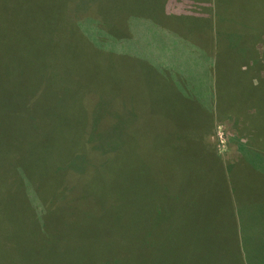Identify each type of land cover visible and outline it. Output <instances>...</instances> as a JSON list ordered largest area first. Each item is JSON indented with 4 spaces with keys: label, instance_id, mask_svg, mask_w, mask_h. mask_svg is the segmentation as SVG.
Segmentation results:
<instances>
[{
    "label": "rangeland",
    "instance_id": "1",
    "mask_svg": "<svg viewBox=\"0 0 264 264\" xmlns=\"http://www.w3.org/2000/svg\"><path fill=\"white\" fill-rule=\"evenodd\" d=\"M184 2L199 11L194 0H0V264H264V189L237 190L229 172L257 178L264 142L217 116L204 144L211 115L185 109L203 94L153 85L169 61L183 62L172 76L207 70L197 44L210 36L167 34L169 8L181 17ZM226 5L238 15L221 49L263 54L264 28L236 26L264 13V0ZM236 81L222 85L227 98L255 94ZM158 91L175 101L167 126L155 118ZM75 151L87 158L69 166ZM22 176L47 204L26 206Z\"/></svg>",
    "mask_w": 264,
    "mask_h": 264
},
{
    "label": "crops",
    "instance_id": "2",
    "mask_svg": "<svg viewBox=\"0 0 264 264\" xmlns=\"http://www.w3.org/2000/svg\"><path fill=\"white\" fill-rule=\"evenodd\" d=\"M213 1L215 2L212 10V4ZM175 2V0H174ZM226 2L228 4L229 0H194V2H191L193 7H196L197 12H186L188 10L187 4L188 2H184L182 4L183 10L179 9L180 12H184L185 15H181L179 17L178 15H175L174 17L171 16L172 13L177 12L178 6L174 9L169 8L170 10V17L169 20L172 22L168 25V36L173 34L174 36L182 37L183 39H186L184 37L194 34V35H201L210 36L209 42L210 46H203L202 44H197V49L200 51L201 48L204 49L205 59L201 60L203 63L200 65V68H206L207 70L203 71V74H200V76H193L188 75L187 73L182 75H174L177 71H172L171 67L174 66L177 68L179 65H182V61H179V65H177V60L169 61L170 67H166L167 72L170 75L165 76L166 81L163 83L156 82L153 85L156 86V89L160 86H164L163 90H167V96L174 95L171 86L178 85V94L180 97L188 96L190 94H195L197 92L203 94V98H196L199 99V104H193L192 108H185L187 113H191L195 110L204 108L206 113L211 115V117L207 120L204 131L202 133V142L204 144H207L206 141L207 137H209V132L213 130V126L217 125V120L214 119V117L221 116V121H229L228 117H232V122L234 121L236 124L240 122H245V120H241V118H236L238 116H247V117H256L259 115H264V93L259 90V88L264 87V53L262 54L258 52L259 47L250 46L247 47L249 49H244L245 46L243 45H230L233 46L232 48L227 45L221 49V45L217 43V36H228L230 37L228 25H231V23H234L236 20V17L238 14L235 12V8L230 10V8L226 5ZM218 4V5H217ZM243 7V6H242ZM246 9V3L243 7ZM227 9V14L223 13V11ZM173 10V12H172ZM178 11V12H179ZM260 13V12H259ZM226 20L228 21L226 24ZM253 20H256L257 22H252ZM252 21L246 20V23H239L240 26H236L239 29H249V32H252V29L257 30L259 29V32L264 28V13H260L255 19ZM236 23V22H235ZM239 34L243 33L244 31H235ZM232 35V34H231ZM256 35V34H255ZM190 37V36H189ZM256 45V44H255ZM258 46V45H256ZM219 49L221 50L219 52ZM166 50L169 52V55L172 56V54L175 52H172L173 49L171 46L168 45L166 47ZM209 52L208 54L205 52ZM230 51L231 54L225 55V52ZM232 52H237V54H234ZM242 52L243 55H239L238 53ZM201 53V52H200ZM221 53V54H220ZM214 54V57L209 60V55ZM259 54V55H258ZM228 55L230 58H228ZM235 57H239V60H237ZM208 58V59H207ZM172 60V57H170ZM166 64V63H165ZM159 65V66H164ZM237 64V72H233L235 70V65ZM172 73V74H171ZM241 73V74H240ZM244 74L245 76H243ZM221 78V79H220ZM236 79H241L245 84L249 85V91L255 92L251 96L250 92H248L246 95H243L244 97L241 98V95L238 97L232 96L230 98L224 97V92L226 90L222 88V85L225 87L229 83L232 84V82H237ZM158 80V79H157ZM197 82H196V81ZM243 84V83H241ZM193 86V93H189L191 91V87ZM188 92V93H187ZM158 96H154V102H156V98H159L160 100H163L166 104L163 107V110L160 112L161 104L158 105V109L155 112V118L157 123L161 120L159 119V116L161 117V114H164L167 116L166 119V126L169 125L174 118V110L175 101L168 97V100L165 97H161L159 94ZM211 93V98L209 97V94ZM205 94V97H204ZM242 94V93H241ZM257 94V97H255ZM182 99V98H181ZM195 99V98H194ZM226 99L229 102L224 103L223 100ZM209 100L207 103L206 101ZM154 106L157 107V105L154 103ZM172 108V109H171ZM180 108V107H179ZM191 110V111H189ZM250 120V119H249ZM249 121H246V124L249 125ZM219 124V122H218ZM256 124V123H254ZM197 148V147H194ZM210 149V148H209ZM210 154L209 152L207 155ZM203 157V156H202ZM262 177V176H261ZM261 179H255L247 186L253 185L255 188H258V186L261 184ZM31 190V191H30ZM43 188H29V192H31V198H34L33 200L29 198L28 204L26 206L31 209L32 205H39V203L42 202L43 198L39 196H43ZM25 194H29L28 190L24 191ZM36 203V204H35ZM42 206V203H41ZM41 211V210H39Z\"/></svg>",
    "mask_w": 264,
    "mask_h": 264
},
{
    "label": "trees",
    "instance_id": "3",
    "mask_svg": "<svg viewBox=\"0 0 264 264\" xmlns=\"http://www.w3.org/2000/svg\"><path fill=\"white\" fill-rule=\"evenodd\" d=\"M184 38H186V37H184ZM186 39H188V38H186ZM225 52V55H227V54H231V52L230 51H228V52H226V51H224ZM221 54V53H220ZM229 55H228V58H230L229 57ZM229 84H231V83H229ZM228 84V85H229ZM227 96V94L225 95L224 94V97H226ZM238 117H242L243 118V120H245V123H246V121H249L250 123H249V125H246V127H245V130H247L249 133H250V135H251V139L254 141V142H264V115H259V116H256V117H247V116H238ZM250 119V120H249ZM254 123H256V124H254ZM89 129H91L92 130V133L94 132V125L92 124V120L90 121V123H89V127H88ZM91 143V141L89 142V143H87V144H90ZM86 144V145H87ZM84 146H85V144H84ZM82 147V148H76L75 150H77V149H81V151H83V150H85L86 148L85 147ZM192 148H194V147H192ZM81 151L77 154V151H75L74 152V156L73 157H69V159L65 162L66 164H68L69 166L70 165H73L74 164V161L76 160V158L80 155V156H83L84 158H87L86 157V155L85 154H82L81 155ZM76 155V156H75ZM202 158H204V157H202ZM263 158H264V156H263ZM258 162H256L255 161V164H257ZM258 164H260L259 166H255L254 165V167L256 168L255 170L256 171H258V172H260L261 174L259 175L258 174V177L257 178H255V179H259V177H260V179H261V184L258 186V188H256L253 192H257V193H259L260 191L262 192L263 191V189H264V166H262L263 164H261L260 162L258 163ZM64 168H65V166H64ZM74 168V167H73ZM236 169H240L239 167H233L229 172H230V179L232 180V182H233V185H234V187L237 189V190H239V189H244L245 187H247V185L249 184V182H247V183H244V184H240V182H239V180H238V176H236L235 175V170ZM74 170H80V169H76V168H74ZM246 170H244V172H245ZM262 176V177H261ZM20 178V183H21V187H23V189H24V191H26V190H29V188H33V189H37V188H40L38 185H35V186H33L30 182H29V180H28V178H27V176H22V177H19ZM252 180H253V178H252ZM50 181V180H49ZM251 182V181H250ZM40 185V184H39ZM10 188H12V189H15L14 187H10ZM44 189V188H43ZM29 194H25L28 198L26 199V201L27 202H29L30 200H29V198H31V192H28ZM43 193V192H42ZM39 197H41V198H43V200H42V206L44 205V204H47V202H48V199L49 198H47L46 199V201H44V196H39ZM34 198H37V196L36 197H33V199ZM38 199V198H37ZM235 199H236V204L237 205H240V206H242V204L240 203V201H239V199H238V192H236V194H235ZM36 204V203H35ZM251 207H249V209H250ZM32 213H33V211H32ZM33 215H34V213H33ZM34 217H35V215H34ZM243 249H244V247H243Z\"/></svg>",
    "mask_w": 264,
    "mask_h": 264
}]
</instances>
